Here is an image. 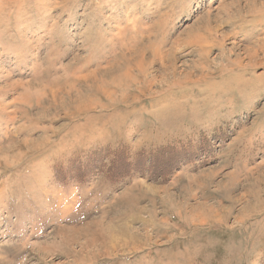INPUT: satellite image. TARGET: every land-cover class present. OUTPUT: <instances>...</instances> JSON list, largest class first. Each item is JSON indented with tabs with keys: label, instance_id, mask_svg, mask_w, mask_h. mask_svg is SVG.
Instances as JSON below:
<instances>
[{
	"label": "rangeland",
	"instance_id": "rangeland-1",
	"mask_svg": "<svg viewBox=\"0 0 264 264\" xmlns=\"http://www.w3.org/2000/svg\"><path fill=\"white\" fill-rule=\"evenodd\" d=\"M0 264H264V0H0Z\"/></svg>",
	"mask_w": 264,
	"mask_h": 264
},
{
	"label": "trees",
	"instance_id": "trees-1",
	"mask_svg": "<svg viewBox=\"0 0 264 264\" xmlns=\"http://www.w3.org/2000/svg\"><path fill=\"white\" fill-rule=\"evenodd\" d=\"M172 161H173L172 163L174 164V160H172ZM171 165H172V164H171Z\"/></svg>",
	"mask_w": 264,
	"mask_h": 264
}]
</instances>
